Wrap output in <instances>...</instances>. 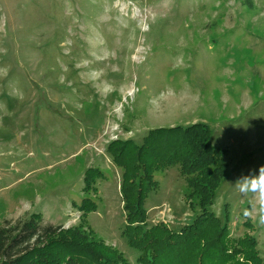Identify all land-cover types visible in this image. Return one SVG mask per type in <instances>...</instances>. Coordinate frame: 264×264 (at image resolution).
<instances>
[{"label": "rangeland", "instance_id": "obj_1", "mask_svg": "<svg viewBox=\"0 0 264 264\" xmlns=\"http://www.w3.org/2000/svg\"><path fill=\"white\" fill-rule=\"evenodd\" d=\"M197 122L225 149L209 209L264 264L259 199L236 187L264 165V0H0V225L85 222L139 264L109 146ZM91 167L105 177L87 189ZM155 177L148 225L179 231L204 212L179 164ZM83 199L98 205L86 218Z\"/></svg>", "mask_w": 264, "mask_h": 264}, {"label": "trees", "instance_id": "obj_2", "mask_svg": "<svg viewBox=\"0 0 264 264\" xmlns=\"http://www.w3.org/2000/svg\"><path fill=\"white\" fill-rule=\"evenodd\" d=\"M244 1L253 6V0ZM108 150L113 153L114 162L123 167V235L140 250L139 264H263L252 247L255 238L232 236L228 223H221L209 209L225 155L223 147L214 145L209 125L197 122L191 126L154 128L141 144L118 139ZM175 164L180 165L194 194L204 203V212L179 231L163 222L148 225L145 207L149 193L160 185L155 173ZM87 173V189L94 188L97 178L105 177L97 167ZM76 207L86 218L98 205L83 199ZM92 233L85 222L66 228L39 213L15 221L5 219L0 225V264H131L104 239H87ZM111 253L118 254L116 259L111 258Z\"/></svg>", "mask_w": 264, "mask_h": 264}, {"label": "clouds", "instance_id": "obj_3", "mask_svg": "<svg viewBox=\"0 0 264 264\" xmlns=\"http://www.w3.org/2000/svg\"><path fill=\"white\" fill-rule=\"evenodd\" d=\"M238 191L247 196L255 195L259 199V223L264 225V165L260 166L258 171L250 172L248 175L242 176L236 182ZM245 217L251 214L248 211L244 213Z\"/></svg>", "mask_w": 264, "mask_h": 264}]
</instances>
